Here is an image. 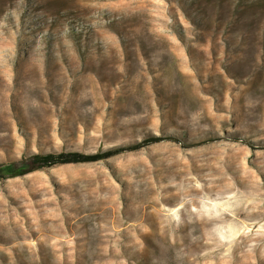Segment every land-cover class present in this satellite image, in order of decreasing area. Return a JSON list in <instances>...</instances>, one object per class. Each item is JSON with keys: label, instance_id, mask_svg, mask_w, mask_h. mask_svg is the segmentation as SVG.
<instances>
[{"label": "rangeland", "instance_id": "obj_1", "mask_svg": "<svg viewBox=\"0 0 264 264\" xmlns=\"http://www.w3.org/2000/svg\"><path fill=\"white\" fill-rule=\"evenodd\" d=\"M0 264H264V0H0Z\"/></svg>", "mask_w": 264, "mask_h": 264}, {"label": "trees", "instance_id": "obj_2", "mask_svg": "<svg viewBox=\"0 0 264 264\" xmlns=\"http://www.w3.org/2000/svg\"><path fill=\"white\" fill-rule=\"evenodd\" d=\"M165 140H176L172 137H158L152 136L128 146H119L106 151H99L95 153H81V152H62L57 154H33L25 157L19 161L8 164H0V180L23 177L33 172L48 169L57 166L70 165V164H84L96 163L107 160L114 156L140 150L146 146L156 144Z\"/></svg>", "mask_w": 264, "mask_h": 264}]
</instances>
